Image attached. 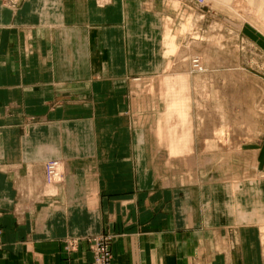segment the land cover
Returning <instances> with one entry per match:
<instances>
[{
    "label": "rangeland",
    "instance_id": "rangeland-1",
    "mask_svg": "<svg viewBox=\"0 0 264 264\" xmlns=\"http://www.w3.org/2000/svg\"><path fill=\"white\" fill-rule=\"evenodd\" d=\"M111 27L122 29L123 37L114 41L124 43L127 56H139L135 60L139 72L109 81L81 72L57 81V60L49 54L57 52L64 32L67 36L74 32L82 50L89 46L98 69L104 62L100 48ZM42 35L45 41L38 43L35 37ZM0 39L1 50L16 51L17 78L22 80V58L47 52L50 76L43 93L50 114L57 109L66 115L73 109L81 117L94 113L90 82H112L122 89L112 99H123L125 111L118 112L125 121L114 125L118 133L127 128L143 136V163L160 193L174 198L203 190L216 197L226 187L233 190L228 202L237 196L264 195V0H0ZM135 40L143 51L136 48L131 53ZM34 68L45 66L39 63ZM96 99L104 98L99 92ZM78 105L81 108L76 109ZM38 109L33 107L34 113ZM111 110L96 113L102 119L118 113L115 107ZM34 113L32 124L40 121ZM64 174L62 161L50 159L45 166L49 189L63 183ZM237 213V225H255L264 258V209L253 215ZM88 240L93 255L101 243H110L113 253V234ZM3 246L0 218V250Z\"/></svg>",
    "mask_w": 264,
    "mask_h": 264
},
{
    "label": "crops",
    "instance_id": "crops-1",
    "mask_svg": "<svg viewBox=\"0 0 264 264\" xmlns=\"http://www.w3.org/2000/svg\"><path fill=\"white\" fill-rule=\"evenodd\" d=\"M63 35L57 52L49 54L57 60V81L81 72L103 75L107 81L139 72V56L128 57L124 43L114 41L123 37L119 27L106 29L100 48L104 62L98 69L89 46L82 50L74 32ZM35 38L45 41L44 35ZM26 43H32V36ZM132 43L131 53L143 51L141 43ZM5 49L0 47V264H92L88 239L105 232L115 236L113 264H264L255 225L242 228L236 218L239 210L253 215L264 209V195L228 202L233 190L226 187L216 197L203 190L174 198L160 193L143 163V136L127 128L118 133L114 125L125 121L120 117L123 99H112L122 89L112 82H90L94 113L81 117L73 109H68L71 115L57 109L50 114L43 93L50 76L47 52L22 58V80L17 78L16 51ZM38 62L44 71L34 68ZM99 92L104 99H96ZM33 107L40 109L34 113ZM107 107L120 112L98 117L97 109ZM33 113L40 120L35 124L30 121ZM50 159L61 160L65 173L63 183L51 189L45 179ZM228 234L238 239L219 240Z\"/></svg>",
    "mask_w": 264,
    "mask_h": 264
},
{
    "label": "built area",
    "instance_id": "built-area-1",
    "mask_svg": "<svg viewBox=\"0 0 264 264\" xmlns=\"http://www.w3.org/2000/svg\"><path fill=\"white\" fill-rule=\"evenodd\" d=\"M52 167H56V165L54 164ZM93 264H113V253L110 243H101V246L97 247Z\"/></svg>",
    "mask_w": 264,
    "mask_h": 264
},
{
    "label": "bare ground",
    "instance_id": "bare-ground-1",
    "mask_svg": "<svg viewBox=\"0 0 264 264\" xmlns=\"http://www.w3.org/2000/svg\"><path fill=\"white\" fill-rule=\"evenodd\" d=\"M234 1V0H233ZM263 8V7H262ZM260 10V9H259ZM261 11V10H260ZM262 12V11H261ZM94 259H95V255H93V262H94ZM93 262H92V264H93Z\"/></svg>",
    "mask_w": 264,
    "mask_h": 264
}]
</instances>
